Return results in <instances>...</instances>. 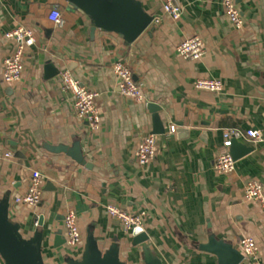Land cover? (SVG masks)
Segmentation results:
<instances>
[{"label": "crops", "instance_id": "1", "mask_svg": "<svg viewBox=\"0 0 264 264\" xmlns=\"http://www.w3.org/2000/svg\"><path fill=\"white\" fill-rule=\"evenodd\" d=\"M136 1L162 21L126 44L101 30L93 38L90 18L64 0H0V199L11 192L10 214L26 237L44 217L46 264L81 255L66 243L55 248L58 231L65 240L69 210L76 212L84 238L90 228L102 247L117 239L122 258L140 264V247L108 216V205L146 212L144 230L164 264H218L199 248L211 235L239 251L243 238H253L264 262V210L244 198L248 182L264 188V0H234L242 29L226 16L224 0H173L182 10L178 21L164 14L167 0ZM54 8L61 11V27L49 19ZM20 25L34 31L36 43L26 52L20 81L9 86L4 60L16 42L5 35ZM194 36L203 39L206 54L184 60L177 46ZM118 61L129 64L145 101L120 94L113 72ZM64 71L99 94L100 130L76 117L72 96L62 88ZM199 79L220 80L224 90H198ZM150 103L162 108L165 134L155 135V159L140 167L136 148L153 132ZM178 124L186 131L170 134ZM228 128L257 130L261 140L241 142L253 151L236 161L234 173L220 175L214 161L227 152ZM60 146L80 147L87 166L49 150ZM35 170L45 180L42 203L14 204ZM241 264L253 263L244 258Z\"/></svg>", "mask_w": 264, "mask_h": 264}, {"label": "built area", "instance_id": "2", "mask_svg": "<svg viewBox=\"0 0 264 264\" xmlns=\"http://www.w3.org/2000/svg\"><path fill=\"white\" fill-rule=\"evenodd\" d=\"M225 14L237 29H242L245 25L244 18L236 6L234 0H224ZM164 14L178 21L182 16L181 8L173 2L167 0L163 6ZM49 19L56 26L64 25L61 11L54 8ZM162 17H154L151 25H158ZM150 25V26H151ZM6 39L16 42L15 50L5 58L3 80L6 85L12 86L20 81L24 68L25 56L28 49L36 43L35 33L32 29L20 25L5 35ZM178 55L184 60L198 61L206 54L203 39L194 36L184 40L177 46ZM113 72L118 81L120 94L124 97L134 99L139 102L145 101L144 90L140 83L134 79V74L127 62L118 61L113 66ZM62 88L72 96L73 109L76 117L86 122L92 131L101 128V116L98 107L99 94L87 89L74 77L70 71L61 74ZM198 90L212 93H221L224 90L223 82L216 79H199L195 82ZM170 134L176 132V127L171 126ZM258 142L261 140V133L257 130H241L239 128H228L223 131V146L227 152L218 155L214 161V171L220 175H229L236 170V161L230 155L229 150L234 141ZM157 137L148 135L143 138L135 151V158L140 167L148 166L156 156ZM11 153L6 154V158H12ZM44 176L38 170L32 172L27 191L14 199V204L37 207L42 203L44 190ZM245 201L258 204L264 210V188L257 181L248 182L244 189ZM108 216L122 224L125 232L132 233L136 227L144 228L146 212L132 213L116 205L106 206ZM37 225V224H36ZM66 246L72 250H82L84 235L79 226L78 217L75 211L69 210L64 218ZM240 251L245 259L253 264H264L259 255V248L253 238H243L240 242Z\"/></svg>", "mask_w": 264, "mask_h": 264}, {"label": "water", "instance_id": "3", "mask_svg": "<svg viewBox=\"0 0 264 264\" xmlns=\"http://www.w3.org/2000/svg\"><path fill=\"white\" fill-rule=\"evenodd\" d=\"M75 10H79L88 16L92 22L91 35L97 30L118 34L126 44L134 43L151 25L153 18L143 9L141 2L136 0H64ZM73 66L68 63V66ZM52 69V64L49 70ZM52 72V71H51ZM58 73V72H57ZM52 72L51 74L56 75ZM152 114L153 132L152 135L165 134V127L160 119L159 112L162 108L156 104L148 105ZM183 124H178L176 130L182 129ZM54 153H65L74 161L84 166L87 162L84 159L80 147L68 148L60 146L50 148ZM253 151L241 142L234 141L229 153L235 161L241 159ZM17 156H21L19 153ZM50 185V184H48ZM11 192H5L0 199V259L3 264H46L44 261L45 231L44 217L38 220L32 236L26 237L23 227L10 214ZM132 246L140 247V264H164L158 257L149 241L150 236L144 228L136 227L132 233ZM66 243L62 238V232L58 231L55 238V248ZM202 251L215 255L218 264H241L244 256L233 245L219 240L211 235L208 243L200 245ZM121 245L117 239L106 247L100 245L90 228L86 230L81 255L78 258L68 256L66 264H129L121 256Z\"/></svg>", "mask_w": 264, "mask_h": 264}]
</instances>
